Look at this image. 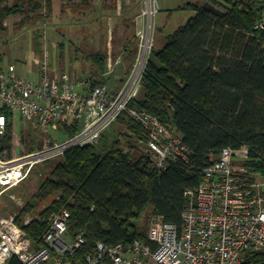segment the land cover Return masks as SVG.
<instances>
[{
    "label": "trees",
    "instance_id": "16d2710c",
    "mask_svg": "<svg viewBox=\"0 0 264 264\" xmlns=\"http://www.w3.org/2000/svg\"><path fill=\"white\" fill-rule=\"evenodd\" d=\"M11 1L0 0V33L7 30L5 23L12 17H22L18 27L36 28L42 20L52 18L61 4L65 9H88L93 2ZM139 1L133 0L130 8L120 6L125 7L124 18ZM104 2L110 4L105 8L116 11L117 0ZM263 8L264 0H200L179 8L193 10L195 15L167 36L163 47H153L139 95L103 134L100 145L73 148L59 157V164L41 173L36 193L20 191L26 201L23 209L3 196L8 205L5 213L16 216L35 247L42 246L51 216L63 210L71 213L70 234L85 233L84 251H91L98 242L130 246L146 240L150 224L140 221L149 206L152 216L181 227L186 191L200 187L211 156L219 157L225 148L246 146L249 157L242 165L264 177V27L256 29L263 21ZM128 19H124L125 37L119 43L122 51L113 54L114 59L123 56L127 74L134 67L140 42L137 32L135 39L129 37ZM118 27L116 24L115 31ZM39 31L34 33L41 39ZM85 58L96 85L111 82L104 76L108 50ZM125 82L123 78L118 86ZM132 110L158 118L180 137L188 150L186 158L170 159L167 169L159 171L147 148L149 132L132 116ZM78 131L79 122L72 121L62 123L58 133L66 139ZM12 132L11 122L6 136L0 138V151L8 150L10 158ZM23 142L29 151L46 147L25 132ZM30 215L40 216L43 222L25 225ZM9 264L23 263L11 257ZM242 264H264V252L249 251Z\"/></svg>",
    "mask_w": 264,
    "mask_h": 264
},
{
    "label": "built area",
    "instance_id": "2783aa9c",
    "mask_svg": "<svg viewBox=\"0 0 264 264\" xmlns=\"http://www.w3.org/2000/svg\"><path fill=\"white\" fill-rule=\"evenodd\" d=\"M142 1L148 4L149 18L158 13L154 11L157 2ZM263 27L264 8L263 21L256 29ZM138 39L139 52L129 74L123 56L114 61L109 54L104 76L110 81L114 76V83L126 78L123 86L111 82L96 85V79L90 76L73 81L67 73L50 79L47 51L39 62L41 84L19 75L15 65L0 68V138L8 133L15 113L45 132H59L62 123L79 122L77 134L65 141L52 140L43 150L7 161L0 155V207L5 194L19 209L25 207V199L14 190L31 178L39 165L73 148L100 145L103 134L128 110L129 103L141 90L153 40L142 32L138 33ZM119 69L124 74L120 75ZM131 114L149 132L147 148L159 171L167 169L170 159L186 158L188 150L182 139L158 118L136 110ZM248 157L246 146L238 150L225 148L219 157L211 156L200 187L185 193L183 225L157 217L148 238L136 240L130 246L98 242L91 251H84L85 233L70 234L71 213L63 210L51 216L50 229L43 235L42 246L37 248L17 224L16 216H0V264H9L11 257H17L23 264H242L249 251L264 252V191L260 192L248 178L249 171L242 165ZM34 221L43 219L30 215L24 223Z\"/></svg>",
    "mask_w": 264,
    "mask_h": 264
},
{
    "label": "rangeland",
    "instance_id": "374dc122",
    "mask_svg": "<svg viewBox=\"0 0 264 264\" xmlns=\"http://www.w3.org/2000/svg\"><path fill=\"white\" fill-rule=\"evenodd\" d=\"M153 1L154 4L155 2L158 3V8L156 9L154 6V11L157 10L159 12L160 10V12L151 18H149L148 14V4L142 0L139 1L136 7L125 18L123 15L125 7L123 6L124 8L121 9L120 6L126 5L130 8L134 5L133 0H117L116 11L111 10L109 7L105 8L104 6H110V4L105 5L103 0H93L92 7L88 9H65L61 7L62 4L60 3L61 6L57 8L52 18L42 20L36 28L30 29L28 27H18L22 17H12L5 23L7 30L0 33V68L8 69L10 65H15L19 75L32 82L41 84L43 76L41 75L39 62L44 60V53L47 51L50 56V79L62 73L69 74L73 81L81 78L86 79L91 73V64L85 58L87 55L103 49L108 50V53L112 54L114 60L113 54L121 53L122 46L119 43L121 40H124V31L127 25L124 19L131 18V20L128 19L130 38L135 39L136 37L137 39L138 33L142 32L143 35H150L153 40V47L161 48L164 46L167 36L173 34L195 15L193 10H181L179 8L188 2L200 0ZM116 24H119V27L115 31ZM36 29L40 30L41 39L35 35L34 31ZM112 31H114V34H112ZM135 32L137 33L134 37ZM106 36L107 39L105 38ZM112 39L116 41L113 44ZM118 73L122 75L124 71L119 69ZM110 84L117 85L119 84V80L114 83V76H112ZM78 90L81 91V88H78ZM11 122L13 124V149L11 152L13 159L43 150L52 144V140L56 142L65 141V139H62L61 134L59 135L56 131L45 132L42 129L34 127L32 121L23 118L20 113H15L11 117ZM24 132L27 135L32 134L37 143L44 142L46 147L29 151L23 142ZM120 140L123 143L125 142L124 138ZM0 155L2 160L7 161L10 159L8 150L1 152ZM60 162L61 158H55L48 163L47 167L46 165L43 167V164H41L40 169L36 168L33 176L19 186V192L17 190L14 193L22 196L24 199V192H28L29 194L36 193L39 188L41 173L44 171L50 172ZM248 178L258 186L257 189L260 192L264 191V177L249 171ZM20 191L23 193H20ZM3 196L12 200L7 194ZM15 205L18 207L17 204ZM7 207L8 205H5L2 198V205L0 207L1 217L10 215L4 211V208ZM156 219L157 216H152L151 206H149L143 214L140 224H150V232Z\"/></svg>",
    "mask_w": 264,
    "mask_h": 264
},
{
    "label": "water",
    "instance_id": "95a60500",
    "mask_svg": "<svg viewBox=\"0 0 264 264\" xmlns=\"http://www.w3.org/2000/svg\"><path fill=\"white\" fill-rule=\"evenodd\" d=\"M156 7L158 8V5L156 4Z\"/></svg>",
    "mask_w": 264,
    "mask_h": 264
},
{
    "label": "bare ground",
    "instance_id": "6f19581e",
    "mask_svg": "<svg viewBox=\"0 0 264 264\" xmlns=\"http://www.w3.org/2000/svg\"><path fill=\"white\" fill-rule=\"evenodd\" d=\"M150 3V2H149ZM149 6H150V4H149Z\"/></svg>",
    "mask_w": 264,
    "mask_h": 264
},
{
    "label": "crops",
    "instance_id": "0c3cea01",
    "mask_svg": "<svg viewBox=\"0 0 264 264\" xmlns=\"http://www.w3.org/2000/svg\"><path fill=\"white\" fill-rule=\"evenodd\" d=\"M104 1V0H103ZM141 21V20H140ZM5 70V69H4Z\"/></svg>",
    "mask_w": 264,
    "mask_h": 264
}]
</instances>
